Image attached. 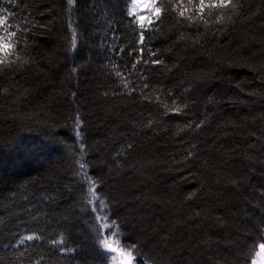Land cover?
<instances>
[{
  "label": "trees",
  "instance_id": "obj_1",
  "mask_svg": "<svg viewBox=\"0 0 264 264\" xmlns=\"http://www.w3.org/2000/svg\"><path fill=\"white\" fill-rule=\"evenodd\" d=\"M132 1L0 0V264H110L92 182L136 264L264 243V0Z\"/></svg>",
  "mask_w": 264,
  "mask_h": 264
},
{
  "label": "snow or ice",
  "instance_id": "obj_2",
  "mask_svg": "<svg viewBox=\"0 0 264 264\" xmlns=\"http://www.w3.org/2000/svg\"><path fill=\"white\" fill-rule=\"evenodd\" d=\"M72 0H69V3L71 4ZM137 2V0H133V3L135 4ZM189 2L191 3V0H189ZM236 5L233 3V0H199V4L196 6L197 8V16H199L200 14H202L204 12V10L207 9H219V8H228V7H235ZM155 15L157 16V18H159L160 13H161V7H155ZM180 16H184L185 15V11H180L179 12ZM190 20L194 19L195 17H188ZM0 23H3L2 20H0ZM11 35L15 36V33H11ZM141 41H143L144 37L143 35H141L140 37ZM12 48V45L6 41H4L3 39H0V53H5L7 50H10ZM6 63L5 59L0 58V65H4ZM145 63H147V61H145ZM152 63H160V61H152ZM133 68H135V65H133ZM117 75H120L119 72H117ZM125 88L128 87V85L125 83L124 85ZM144 87H147V85H145ZM173 104H175V101H173ZM167 107V106H165ZM173 111H175L176 113H180L181 109L179 107H175L174 109H172ZM77 135H79V133H77ZM81 167H83V165H81ZM89 193L91 194L92 197L96 196L95 193V184L94 182H92V187L89 188ZM92 201L89 200V203H91ZM97 211H100V209H97ZM98 220L103 221V219H106V214L104 216H98L97 217ZM111 225V227H113L115 229V231H113L110 234L106 235V238L103 240H100V244L101 246L106 249L107 251H110L112 253H117L119 252L121 254L122 257L126 258V264H132V261L135 260V256L133 255V251L135 249V245H133L131 248L129 249H125L122 245L119 244V236L121 235L120 231H119V226L117 225L115 220L110 221L109 223H103L102 222V227L104 228H108ZM97 234L99 235V228L96 229ZM114 239L113 243H109V239ZM40 239L39 236L36 235H26L24 236L19 243L23 244L25 241H32V240H37ZM54 245H58V244H62L63 240H57V241H53L52 242ZM116 245V246H114ZM260 248V252H264V243H261L259 245ZM61 251H65V252H69L72 251V249H61ZM260 252L256 253L257 256L260 255ZM113 261H116V257L113 256L112 257ZM119 264H125V261L122 259ZM252 264H257L256 260L252 261Z\"/></svg>",
  "mask_w": 264,
  "mask_h": 264
},
{
  "label": "rangeland",
  "instance_id": "obj_3",
  "mask_svg": "<svg viewBox=\"0 0 264 264\" xmlns=\"http://www.w3.org/2000/svg\"><path fill=\"white\" fill-rule=\"evenodd\" d=\"M72 5V3H71ZM131 14L136 18V20L140 24H146L149 20L152 19V17L155 15V11L153 10V0H137V2L134 4L132 1L131 7H130ZM90 199L92 200L91 206L96 213L97 217L102 216V211H97V209H100L99 202H96L94 197L90 196ZM107 219H103V221L98 220L100 222V226H102V222L106 223ZM102 240L106 238L107 228L102 227ZM114 239H109V243H113ZM116 246V245H114ZM103 249L104 254H106L107 258L109 259L110 264H119V262L123 259L126 264V258L122 257L119 252L112 253L110 251H107L106 249ZM260 252V249H259ZM116 257V261H113L112 257ZM255 260L257 261V264H264V252H260V255L255 257ZM132 264H136L135 261H132Z\"/></svg>",
  "mask_w": 264,
  "mask_h": 264
}]
</instances>
